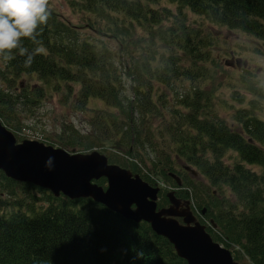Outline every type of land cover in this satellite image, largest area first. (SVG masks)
I'll use <instances>...</instances> for the list:
<instances>
[{"label": "trees", "instance_id": "16d2710c", "mask_svg": "<svg viewBox=\"0 0 264 264\" xmlns=\"http://www.w3.org/2000/svg\"><path fill=\"white\" fill-rule=\"evenodd\" d=\"M158 1L80 0L85 9H105L121 13L130 22L152 24L172 15L168 8L155 9L152 4ZM167 1L176 3L179 13L182 6L210 22L264 38V0ZM168 27L170 35H176L171 41L195 53L193 58L200 57V40H194L195 36L185 30L183 21ZM37 31L35 42L24 39L22 45L32 52L42 44L46 54L36 55L31 66L26 67V57L14 51L13 58L6 61L9 71L33 72L66 82L67 86L77 83V97L82 103L88 97H99L108 107L126 109L129 118L125 128L122 123L115 125L116 116L109 110L99 115L100 136L109 137L111 124L112 136L121 135L125 151L138 154L135 143L139 126L143 116L155 107L150 83L143 76L151 72L156 79L166 81L167 73H176L174 62L159 61L153 69L147 56L140 62L133 58L127 61L121 66L127 69L130 80L126 87L131 93L126 94L115 57L99 36L85 35L52 12L47 24ZM192 93L193 98L189 92L176 96L177 104L191 107L190 111L173 114L169 108L175 121L166 120L158 131L164 134L168 146L174 142L171 149L175 155L165 153L161 159L165 172L173 171L168 169L171 161L180 160L220 193L226 188L228 193L220 197L213 190H202L208 195L206 203L223 236L221 241L227 248L237 244L253 264H264V119L241 110L235 116L237 127L230 128L215 116L213 120L200 118L197 112L202 105L197 90ZM143 142L151 145L149 139ZM227 151L234 153L228 161L224 159ZM2 177L8 185H0V191L7 190L11 198H1L0 192V264H185L172 244L153 232L145 221L124 218L90 197L71 199L27 181L21 183L5 174ZM11 184L22 187L21 196L14 194ZM37 190L41 193L37 194ZM211 225L209 222L205 228L215 240Z\"/></svg>", "mask_w": 264, "mask_h": 264}, {"label": "rangeland", "instance_id": "374dc122", "mask_svg": "<svg viewBox=\"0 0 264 264\" xmlns=\"http://www.w3.org/2000/svg\"><path fill=\"white\" fill-rule=\"evenodd\" d=\"M152 5L159 11L168 8L173 16L162 19L158 24L130 22L118 12L85 9L80 0H49L50 12L56 17L77 26L85 35L99 36L106 43L118 64L126 94L131 93L126 87L130 80L126 74L127 69L123 70L121 66L132 58L134 62H140L147 56L153 69L159 66V61L169 64L170 59L177 67L176 73H167V80L163 82L151 72L143 76L150 83L155 107L143 116L139 126V137L135 143L139 149L138 154L125 151L121 135L112 136L114 126L108 120L109 137L100 136L99 115L109 110L116 116L113 118L115 125L122 123V128H125L129 118L126 109L108 107L99 97H88L82 103L77 97L80 87L77 83L67 86L66 82L42 78L33 72L13 74L2 57L0 120L13 132L17 141L36 139L70 152L100 151L108 162L125 167L148 183L158 186L157 206L168 205L165 194L172 190L181 200H188L196 219L206 228L212 221V234L224 246L221 241L223 236L215 227V220L210 214L212 209L206 203L208 195L202 190H213V194L220 197L222 193H228L227 189L224 188L220 193L209 186L207 179L199 172L192 175L184 170L180 160L171 161L168 167L181 178L180 185H177L167 176L161 160L165 153L175 155L171 149L174 142L168 146L164 134L158 131L163 128L166 120L175 121L169 108L173 109V114L190 111L191 107L177 104L176 96L189 92L193 98V90H197V99L202 105L197 112L200 118L213 120L215 116L230 128L237 127L235 116L241 110L264 119V38L210 22L182 6L179 13L174 2L159 0ZM181 21L185 24V30L195 36L194 40H200L199 58H193L191 55L195 53L171 41L176 35H170L168 26ZM1 98L5 101H1ZM147 139L151 145L143 142ZM233 154L227 151L224 159L231 160ZM251 167L258 170L254 165ZM2 175L4 173L0 172V185L7 186ZM96 182L103 188L106 186L103 176L96 179ZM11 187L14 194L21 196L20 185L11 184ZM38 191L36 193L40 194ZM0 192L1 198H11L7 190ZM201 208H204L203 212H200ZM228 249L240 264H253L237 244L229 245Z\"/></svg>", "mask_w": 264, "mask_h": 264}, {"label": "water", "instance_id": "95a60500", "mask_svg": "<svg viewBox=\"0 0 264 264\" xmlns=\"http://www.w3.org/2000/svg\"><path fill=\"white\" fill-rule=\"evenodd\" d=\"M182 166L196 174L189 165ZM0 170L14 180L31 182L54 195L63 194L71 199L90 197L124 218L147 222L153 232L172 244L185 264H240L195 219L187 200L181 205L170 190L166 192L169 204L157 207L158 186L108 162L96 149L70 152L36 139L17 141L0 120ZM168 175L176 184L181 183L174 172L168 171ZM100 176L105 177L104 188L96 182Z\"/></svg>", "mask_w": 264, "mask_h": 264}, {"label": "clouds", "instance_id": "9594fccd", "mask_svg": "<svg viewBox=\"0 0 264 264\" xmlns=\"http://www.w3.org/2000/svg\"><path fill=\"white\" fill-rule=\"evenodd\" d=\"M50 15L49 0H0V57L8 61L18 51L26 57L24 64L29 67L36 55L46 54L42 44L29 52L22 41L35 42L37 30L47 24Z\"/></svg>", "mask_w": 264, "mask_h": 264}, {"label": "flooded vegetation", "instance_id": "af4514ba", "mask_svg": "<svg viewBox=\"0 0 264 264\" xmlns=\"http://www.w3.org/2000/svg\"><path fill=\"white\" fill-rule=\"evenodd\" d=\"M179 200H180V203H181V205H184L183 204V200H181L180 198H178ZM185 201V200H184ZM190 208V207H189Z\"/></svg>", "mask_w": 264, "mask_h": 264}]
</instances>
